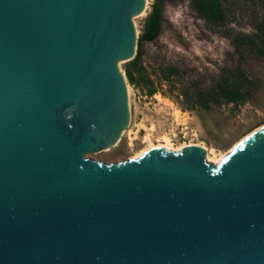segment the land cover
<instances>
[{"label": "water", "instance_id": "1", "mask_svg": "<svg viewBox=\"0 0 264 264\" xmlns=\"http://www.w3.org/2000/svg\"><path fill=\"white\" fill-rule=\"evenodd\" d=\"M146 0H0V264H264V126L217 164L94 161L130 122Z\"/></svg>", "mask_w": 264, "mask_h": 264}, {"label": "rangeland", "instance_id": "2", "mask_svg": "<svg viewBox=\"0 0 264 264\" xmlns=\"http://www.w3.org/2000/svg\"><path fill=\"white\" fill-rule=\"evenodd\" d=\"M156 1L146 0L147 13L133 21L135 53ZM158 1L163 11L159 34L152 42L139 43L140 72L134 74L136 83L129 84L125 77L129 125L115 147L87 158L98 162L134 158L149 141L157 146L167 137L175 149L186 145L203 147L207 162L215 165L214 159L224 157L242 139L264 126V56L250 45L233 40L237 35L256 34L250 24L252 10L255 8L263 17L264 2L230 0L236 8V22L217 29L193 10L191 0ZM127 63L120 65L124 76ZM168 69H174L175 74L168 76ZM237 70L251 82L252 92L244 104L216 106L210 102L207 108L199 104L190 108V97L195 98L198 91L212 92L223 76ZM151 89L155 94H148Z\"/></svg>", "mask_w": 264, "mask_h": 264}, {"label": "trees", "instance_id": "3", "mask_svg": "<svg viewBox=\"0 0 264 264\" xmlns=\"http://www.w3.org/2000/svg\"><path fill=\"white\" fill-rule=\"evenodd\" d=\"M264 2V0H260ZM193 10L212 28H224L229 24L236 22V8L230 4V0H191ZM264 12V5L262 6ZM253 14L250 22L251 27L256 34L250 37L237 35L233 38L234 42H241L250 45L259 56H264V16L261 17L259 12L253 8ZM163 19V11L161 3L157 0L153 6L150 15L144 23L143 33L139 38L138 50L133 60L124 67L125 77L129 84H135L134 74L140 72L139 59L141 52L139 51V43L152 42L159 34ZM175 74L174 69H168V76ZM251 82L245 75L237 70L228 72L223 76L212 92L204 93L198 91L195 98L190 97L187 101L190 108H194L199 104L202 108H207L209 103L219 106L222 104L241 105L244 104L251 95ZM149 95L155 94V90L151 89Z\"/></svg>", "mask_w": 264, "mask_h": 264}, {"label": "bare ground", "instance_id": "4", "mask_svg": "<svg viewBox=\"0 0 264 264\" xmlns=\"http://www.w3.org/2000/svg\"><path fill=\"white\" fill-rule=\"evenodd\" d=\"M179 112V111H178ZM259 129V128H258ZM256 131V130H255ZM254 131V132H255ZM254 132H252V133H254ZM251 133V134H252ZM251 134H249L248 136H246L244 139H242V141H244L247 137H249ZM150 140V139H149ZM242 141H240V142H242ZM239 142V143H240ZM239 143H237L236 145H238ZM235 145V146H236ZM186 146H188V145H186ZM199 146V145H198ZM234 146V147H235ZM157 147H163V148H165L166 150H168V151H179V150H181L183 147H185V146H181L180 148H177V149H175V148H173L172 147V145H171V143H170V140L167 138V137H164L163 138V144H159V145H155V144H153V143H151L150 141H149V143H148V145H147V147L145 148V149H143L141 152H139L138 154H137V157H140V156H142L144 153H146V152H148V151H150L151 149H154V148H157ZM201 147V146H200ZM233 147V148H234ZM203 148V147H202ZM232 148V149H233ZM204 149V148H203ZM231 149V150H232ZM223 158V155H220L218 158H216V159H214L213 160V162L214 163H218L221 159ZM207 159V158H206ZM208 160H211L212 161V159L208 156ZM210 162V161H209Z\"/></svg>", "mask_w": 264, "mask_h": 264}]
</instances>
